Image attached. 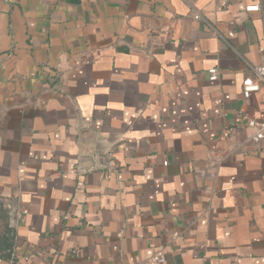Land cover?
<instances>
[{"label":"crops","instance_id":"1","mask_svg":"<svg viewBox=\"0 0 264 264\" xmlns=\"http://www.w3.org/2000/svg\"><path fill=\"white\" fill-rule=\"evenodd\" d=\"M261 48L264 0H0V264H264Z\"/></svg>","mask_w":264,"mask_h":264},{"label":"built area","instance_id":"2","mask_svg":"<svg viewBox=\"0 0 264 264\" xmlns=\"http://www.w3.org/2000/svg\"><path fill=\"white\" fill-rule=\"evenodd\" d=\"M245 11H262L260 4L246 5L244 7ZM264 49L261 48V51ZM255 73V78L245 77L242 81V95L244 98L250 97L254 92H257L260 89V86H264V64L254 66L252 68ZM209 79H217V71L215 68L208 70ZM248 126L252 128V133L250 135V140L252 143L264 142V107L262 110V119L258 122L249 121ZM153 260L162 262L164 260L162 255H154Z\"/></svg>","mask_w":264,"mask_h":264}]
</instances>
